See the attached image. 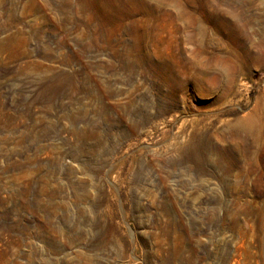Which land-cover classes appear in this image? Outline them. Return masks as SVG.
<instances>
[{"label": "rangeland", "instance_id": "obj_1", "mask_svg": "<svg viewBox=\"0 0 264 264\" xmlns=\"http://www.w3.org/2000/svg\"><path fill=\"white\" fill-rule=\"evenodd\" d=\"M119 1L0 0V264H264V0Z\"/></svg>", "mask_w": 264, "mask_h": 264}, {"label": "bare ground", "instance_id": "obj_2", "mask_svg": "<svg viewBox=\"0 0 264 264\" xmlns=\"http://www.w3.org/2000/svg\"><path fill=\"white\" fill-rule=\"evenodd\" d=\"M110 1V0H109ZM157 2H172V0H156ZM115 2L119 3V11L121 14L119 17L122 21H126L132 17V13L130 12L129 5L127 2H120L119 0H115ZM174 3V2H173ZM178 5L175 2V6ZM145 6V3H143ZM145 9L149 14L154 12L152 8L146 7ZM118 14L115 12L114 6L109 3L106 4V9L104 11V17L107 21H113ZM117 22V21H116ZM108 32V31H107ZM258 110V109H257ZM259 112V111H258ZM227 130L233 131V137L242 143L241 150L245 153V156H250L252 161L257 165L259 163V157L257 156L258 149L262 144V132L260 126V116L257 112H252L245 119L237 122L234 125H230L226 128ZM240 151V150H239ZM240 154V153H239ZM251 161V160H250Z\"/></svg>", "mask_w": 264, "mask_h": 264}]
</instances>
